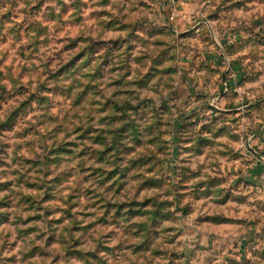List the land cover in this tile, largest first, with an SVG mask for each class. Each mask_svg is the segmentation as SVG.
<instances>
[{"label":"rangeland","instance_id":"obj_1","mask_svg":"<svg viewBox=\"0 0 264 264\" xmlns=\"http://www.w3.org/2000/svg\"><path fill=\"white\" fill-rule=\"evenodd\" d=\"M173 2L0 0V264L264 261V0Z\"/></svg>","mask_w":264,"mask_h":264},{"label":"clouds","instance_id":"obj_2","mask_svg":"<svg viewBox=\"0 0 264 264\" xmlns=\"http://www.w3.org/2000/svg\"><path fill=\"white\" fill-rule=\"evenodd\" d=\"M215 6L211 3V0H194V2L189 6V13L191 15L192 20L195 22L199 19H203V12L200 11V9H204L207 11L208 8ZM113 7H119L120 9L124 8V0H118V3L116 0H114ZM178 7L176 3L173 2V0H156V4L153 8V14L154 16H157L160 21L164 19V17H159V13L161 10L165 14H167L169 11L173 12L174 14L180 15L175 12V9ZM187 18V17H184ZM155 87V86H154ZM179 111V109H178ZM249 141H252V138H248ZM248 141H241V150L244 152V155H242L241 159H249L247 156L246 150L243 149V144L247 143ZM253 144H256L258 148L264 149V144H259L257 141H252ZM261 264H264V261L261 262Z\"/></svg>","mask_w":264,"mask_h":264},{"label":"built area","instance_id":"obj_3","mask_svg":"<svg viewBox=\"0 0 264 264\" xmlns=\"http://www.w3.org/2000/svg\"><path fill=\"white\" fill-rule=\"evenodd\" d=\"M173 14H171V16H170V19H173V16H172Z\"/></svg>","mask_w":264,"mask_h":264}]
</instances>
